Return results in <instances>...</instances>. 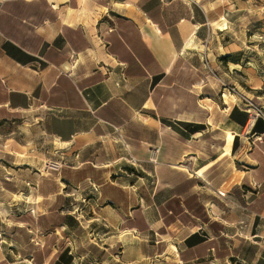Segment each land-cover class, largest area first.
<instances>
[{"label": "crops", "instance_id": "0c3cea01", "mask_svg": "<svg viewBox=\"0 0 264 264\" xmlns=\"http://www.w3.org/2000/svg\"><path fill=\"white\" fill-rule=\"evenodd\" d=\"M127 1L90 26L67 0H0V186L33 189L40 219L94 216L26 237L14 256L264 264V112L223 88L222 75L236 84L230 70L185 58L215 47L228 14L210 18L203 0H181L184 14L167 8L177 0ZM11 129L38 149L17 161ZM47 139L63 150L55 174Z\"/></svg>", "mask_w": 264, "mask_h": 264}, {"label": "rangeland", "instance_id": "374dc122", "mask_svg": "<svg viewBox=\"0 0 264 264\" xmlns=\"http://www.w3.org/2000/svg\"><path fill=\"white\" fill-rule=\"evenodd\" d=\"M67 1L63 7L71 13L73 21L79 23L85 21L90 26L100 17L105 20L107 16L114 12L122 13V6L119 4L128 2L127 0H110L108 3L101 0H94V3L89 0ZM184 1L187 2V0ZM164 2L167 3L169 0ZM202 2L206 3L207 10L211 13L210 18L218 17L222 15V12L228 14L229 29L223 35L214 34V36H218L215 47H212V43H209L208 46L204 45L203 48H198L197 51L192 50L185 54V58L193 65L200 62H212L210 64L212 66H209V68L218 76L222 75L221 71L230 70L236 84L229 82V79L222 75L224 79L223 88H227L229 93L235 95L232 97L233 99L239 95L248 97L253 107L264 112V0H203ZM167 8H173V11L177 14L186 12V6L181 0H177ZM84 12L87 15V20L83 19ZM254 87H260V89L256 90ZM29 134L28 132L23 134L17 129L14 131L11 129L7 132L8 139H14L21 145V148L17 149L16 144H14V151L18 159L19 154L25 157L28 153L33 154L38 149V141L34 138V134H31V139L23 141V137H29ZM24 143L25 147L23 148ZM4 146L7 151L12 150L11 141H8L7 145ZM41 149L48 152L49 155H53L50 162H55L54 157L61 156L63 151L58 142H53L50 139L46 140ZM68 155H71V153ZM17 161H21V159ZM20 168L24 169V167ZM49 173L55 174L57 172L49 171ZM3 186H5L4 189H2ZM3 186H0V264H29L14 256L17 250H20L25 244L26 237L29 240L31 237L43 236L46 231L51 233L53 227L63 221L71 224L72 221L77 223V221H83L87 217H94L91 213L84 211L70 213V216L52 213L40 219L38 218L39 212L34 208L36 206V195H34L33 189L29 190L30 194L28 191L23 196V191L18 194L17 189L8 188L7 184H3ZM82 197H85V195L75 198L72 202L81 204L83 203ZM67 201L69 200L64 199L63 202L66 203ZM85 259L82 262L76 261V263H83L86 261Z\"/></svg>", "mask_w": 264, "mask_h": 264}, {"label": "built area", "instance_id": "2783aa9c", "mask_svg": "<svg viewBox=\"0 0 264 264\" xmlns=\"http://www.w3.org/2000/svg\"><path fill=\"white\" fill-rule=\"evenodd\" d=\"M258 115H261V113L258 111ZM63 167V163L60 162H48L45 165V170L46 171H55V172H59L61 170V168Z\"/></svg>", "mask_w": 264, "mask_h": 264}, {"label": "bare ground", "instance_id": "6f19581e", "mask_svg": "<svg viewBox=\"0 0 264 264\" xmlns=\"http://www.w3.org/2000/svg\"><path fill=\"white\" fill-rule=\"evenodd\" d=\"M127 9H129V11H130V13H131V8L129 7V8H127ZM133 10H134V9H133ZM133 10H132V11H133ZM127 13H128V12H127Z\"/></svg>", "mask_w": 264, "mask_h": 264}, {"label": "trees", "instance_id": "16d2710c", "mask_svg": "<svg viewBox=\"0 0 264 264\" xmlns=\"http://www.w3.org/2000/svg\"><path fill=\"white\" fill-rule=\"evenodd\" d=\"M223 60H225V59L223 58Z\"/></svg>", "mask_w": 264, "mask_h": 264}]
</instances>
